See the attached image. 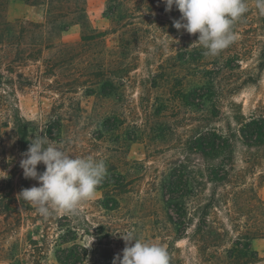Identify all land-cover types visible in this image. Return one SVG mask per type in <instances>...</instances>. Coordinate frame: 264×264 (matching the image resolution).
<instances>
[{"label": "rangeland", "instance_id": "1", "mask_svg": "<svg viewBox=\"0 0 264 264\" xmlns=\"http://www.w3.org/2000/svg\"><path fill=\"white\" fill-rule=\"evenodd\" d=\"M35 1L0 0L13 27L0 62V264H62L57 255L74 244L88 251L85 264H112L125 248L117 233L129 231L163 245L171 264H228L245 235L264 260V145L241 132L264 119L255 0L218 56L194 44L199 34L177 31L181 13L162 0ZM209 131L234 139L233 156L200 150ZM37 133L106 162L76 215L44 218L18 199L39 186L20 167ZM172 187L186 195L174 199ZM74 228L76 240L63 244Z\"/></svg>", "mask_w": 264, "mask_h": 264}, {"label": "clouds", "instance_id": "2", "mask_svg": "<svg viewBox=\"0 0 264 264\" xmlns=\"http://www.w3.org/2000/svg\"><path fill=\"white\" fill-rule=\"evenodd\" d=\"M166 11L173 8L181 13L173 20L177 31L198 35L194 44L203 46L205 56H218L236 39L233 30L236 21L248 12L247 0H162ZM264 15V0H255ZM20 167L26 179L38 181L39 186L25 188L18 199L36 206L38 213L48 218L56 213L76 215L82 204L95 198L98 186L107 175L106 162L93 156L70 154L49 139L34 134L28 150L22 154ZM45 171L38 172L39 165ZM125 242L122 256L112 264H171V254L163 246L144 242L133 232L117 233Z\"/></svg>", "mask_w": 264, "mask_h": 264}, {"label": "trees", "instance_id": "3", "mask_svg": "<svg viewBox=\"0 0 264 264\" xmlns=\"http://www.w3.org/2000/svg\"><path fill=\"white\" fill-rule=\"evenodd\" d=\"M30 2V0H28ZM33 5H42L44 4L40 0L32 2ZM80 12L85 13V9H80ZM5 14V4H0V62L2 60V53L6 51L4 48V42L7 38H9V33L13 30V27H11V24L6 22L4 19ZM49 14H52V11H49ZM64 31L66 29H63ZM17 38V37H16ZM20 38H18L19 40ZM10 40V39H8ZM7 84L2 80V77L0 75V89H2ZM6 102V99L4 96L0 94V106H2ZM244 128L241 130L242 137L247 141L248 144H252L255 146H261L264 145V119L256 120L252 119L251 121H248ZM25 141V139H23ZM197 146L200 148L201 151L206 156L209 157H216L221 155H227V156H233L234 154V139L229 136H222L219 135L216 132L209 131L206 135L202 137L200 142L197 143ZM226 164L223 165V172H224V180L225 177L228 176V172L226 171ZM219 172L214 169L211 173L212 176L215 174H218ZM192 188L193 187H187ZM183 191V189L179 188H171V191L174 192V194H178V197H174V199L177 198H183L186 193L180 192ZM190 190V189H189ZM177 206H180L177 204ZM206 217H204L205 219ZM69 236H67L65 239H63V244L68 245L76 240L77 231L74 228V231L70 230ZM255 237V235H245L244 237L238 239L235 241L234 246L232 249H230L227 252L226 262L228 264H258L263 262L264 260L259 258V255L253 251L252 249V238ZM89 253L86 249L80 247L79 245L74 244L70 248H66L63 252H61V255H57V259L62 264H85V261L88 257ZM103 261V259H102Z\"/></svg>", "mask_w": 264, "mask_h": 264}]
</instances>
